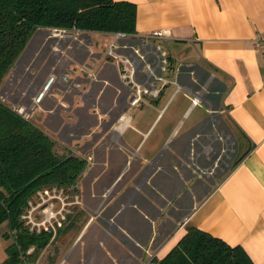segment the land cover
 <instances>
[{
    "label": "crops",
    "instance_id": "crops-1",
    "mask_svg": "<svg viewBox=\"0 0 264 264\" xmlns=\"http://www.w3.org/2000/svg\"><path fill=\"white\" fill-rule=\"evenodd\" d=\"M114 1L136 7L133 46L164 32L148 39L147 61L105 56L115 33L37 30L3 85L59 155L86 164L63 226L24 264H149L187 226L264 264V0ZM123 75L148 90L136 104Z\"/></svg>",
    "mask_w": 264,
    "mask_h": 264
},
{
    "label": "trees",
    "instance_id": "trees-1",
    "mask_svg": "<svg viewBox=\"0 0 264 264\" xmlns=\"http://www.w3.org/2000/svg\"><path fill=\"white\" fill-rule=\"evenodd\" d=\"M135 21L136 7L125 1L0 0V86L37 30L131 36ZM85 165L77 156L59 155L48 135L0 100V225L9 226L6 258L1 264L37 259L53 232L33 231L25 225L23 217L34 205L32 199L46 190L72 191ZM149 264L253 262L240 246L187 226L171 250Z\"/></svg>",
    "mask_w": 264,
    "mask_h": 264
},
{
    "label": "rangeland",
    "instance_id": "rangeland-1",
    "mask_svg": "<svg viewBox=\"0 0 264 264\" xmlns=\"http://www.w3.org/2000/svg\"><path fill=\"white\" fill-rule=\"evenodd\" d=\"M48 32L50 35L52 34V32L57 33L56 31H53V30L48 31ZM83 39H85V37L84 38L83 37L78 38V40H83ZM114 40H116V42L119 46L118 47L119 50H128L132 53L131 48H136L139 50V52L141 54L144 55V60L147 61L148 56L146 55L145 50L148 49V46H151L149 43H148L149 45H147V46H141L139 43H137V45L133 46L132 43H135V42L128 40V38L127 39L126 38H120V39H114ZM84 43H85V41H84ZM110 43L107 44L106 50H107V47ZM105 56L109 57L108 55H105ZM164 59L167 60L166 55L164 56ZM31 67H32V65L29 66L28 70H31ZM12 74L8 73L6 75V77L4 78L1 86H0V100H2V101H7L8 97L10 96L9 92L6 91V89L5 90L3 89V85L10 83L14 80V78H13L14 74L13 75ZM45 83L43 84V86L45 85ZM50 88H51V85L49 86V88L45 92V94L49 91ZM61 153H64V152H61ZM46 191H47V194H44V192H41L40 194L36 193L35 197L32 199V203H34V205L31 206V208L26 213V215H24L23 219L25 221V225L30 230L40 231L43 228H49L50 230L53 231V229H51V228L54 226V228H55V230L53 231V233H54L57 229V226L55 223L57 221H60V219L63 217L66 220V216H67L68 212L72 209L73 198L71 195L75 192L71 191V189H69V190L51 189V190H46ZM56 202H59V204L61 205V207H60L61 211L60 212H57V209L55 208ZM50 213H51L52 217L50 216ZM62 226H63V223H62L61 227ZM31 250H32V248L30 249V251Z\"/></svg>",
    "mask_w": 264,
    "mask_h": 264
},
{
    "label": "built area",
    "instance_id": "built-area-1",
    "mask_svg": "<svg viewBox=\"0 0 264 264\" xmlns=\"http://www.w3.org/2000/svg\"><path fill=\"white\" fill-rule=\"evenodd\" d=\"M57 32V30H54ZM61 31V30H59ZM64 32V31H61ZM77 34H80L79 32H77ZM165 34L162 31H157V32H152L150 33L148 36L142 37V38H138V43L141 46H147L148 44V39L150 38H161L163 37ZM120 38H128L127 35L122 34V33H115L112 42L108 45L107 50H106V55H108L109 57H112L115 60H119V57L116 55V51L119 49L118 44L116 42V40L114 39H120ZM256 46L261 48L264 54V32H261L256 40H255ZM132 50V54L137 57L139 60L144 61V55L141 54L139 52L138 49L136 48H131ZM158 59L160 60V62L164 63L165 59L162 55L158 56ZM123 62L126 63L128 66H132V62L129 58L124 57L123 58ZM125 71H127L126 68H124ZM130 73L132 75V70H130ZM131 75H123V79H127V83H130L134 88H135V95L133 96V98L131 99V104H136L139 99H140V94L141 93H148L147 89H144L143 91H140L138 86L133 82ZM54 81V76H49V78L47 79L45 85L42 87V89L40 90L39 94L37 95V97L34 99V103H39L41 98L43 97L44 93L48 90L49 86L52 84V82ZM19 112H21L22 110H18ZM44 194H47V191H43ZM51 216V213H50ZM52 217V216H51ZM54 217V216H53ZM64 221V217L60 219V221H57L55 224L57 226V228L61 227L62 223ZM45 230H49V228H43ZM53 230H55L54 226L51 228Z\"/></svg>",
    "mask_w": 264,
    "mask_h": 264
}]
</instances>
